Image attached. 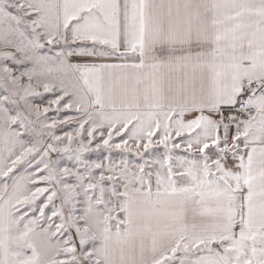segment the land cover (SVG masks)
<instances>
[{
    "label": "snow or ice",
    "instance_id": "obj_1",
    "mask_svg": "<svg viewBox=\"0 0 264 264\" xmlns=\"http://www.w3.org/2000/svg\"><path fill=\"white\" fill-rule=\"evenodd\" d=\"M0 264H264V0H0Z\"/></svg>",
    "mask_w": 264,
    "mask_h": 264
}]
</instances>
